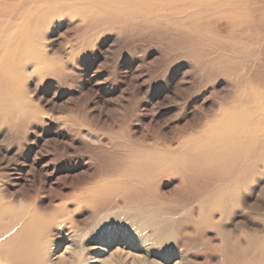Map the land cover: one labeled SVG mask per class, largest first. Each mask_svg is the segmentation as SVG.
Here are the masks:
<instances>
[{
	"label": "rangeland",
	"instance_id": "obj_1",
	"mask_svg": "<svg viewBox=\"0 0 264 264\" xmlns=\"http://www.w3.org/2000/svg\"><path fill=\"white\" fill-rule=\"evenodd\" d=\"M35 1L0 0V24ZM196 7L64 12L24 30L45 62L22 61L30 109L0 121V194L47 214L60 207L65 237L83 241L94 264L116 248L127 264H264V146L240 157L194 146L228 113L254 102L264 112V0L236 8L241 23ZM236 23L247 29L229 37ZM138 160L160 163L137 179ZM149 216L170 226L142 222ZM110 228L112 241L98 240Z\"/></svg>",
	"mask_w": 264,
	"mask_h": 264
},
{
	"label": "bare ground",
	"instance_id": "obj_2",
	"mask_svg": "<svg viewBox=\"0 0 264 264\" xmlns=\"http://www.w3.org/2000/svg\"><path fill=\"white\" fill-rule=\"evenodd\" d=\"M154 1L155 0H36L35 3H38L37 5L29 6L27 8L24 7L26 10H23L22 13L19 12L17 22L15 19H8L7 21L3 20L5 24H0V121H7L5 120L6 118L15 116L19 109H30V99L25 95L20 87L22 78L20 75V69L23 67L22 61H29L32 64H36L35 62L38 60L45 62V55L42 54V49L38 46H34L35 35L33 33H24V30L28 28L33 30L37 28L38 25L44 23L50 18H53L55 15L60 13L64 14V12L66 14L82 17L84 15L95 14L97 12H117L122 10L123 7H127L128 9L135 11L139 8H146L150 2L152 3ZM159 1L164 7V10L176 8L186 9L193 8L194 6L205 7V9H212L213 12H217L215 15V17H217L215 18L216 20H226L227 14L231 21L240 23L243 18L240 21L239 17L241 14L239 10L235 12V9L243 7L246 3V0ZM220 10H222V12ZM185 11L186 10L183 9L184 13ZM241 12L242 14L244 13V11ZM199 16H201V14L197 15L195 18L197 19ZM179 18L182 19L181 17ZM186 18H188V16ZM249 19L251 20L252 18ZM188 20V23L192 22L190 19ZM243 22L245 23V21ZM245 25L246 24L243 23L233 24V26L237 28L232 29L233 32L231 34L229 33L228 36L236 38L241 34L243 35V32L247 29ZM262 28H264L263 25ZM234 41L238 42L239 40ZM252 110H249L250 112L252 111L251 113L245 110L244 112H232L230 114H226V116L220 120V123L218 121V125H212L216 126L212 129L214 130L213 133L210 130L211 128H206L210 131V133H212L211 135L214 136V138L210 136L209 140L197 139V141L200 140L203 142L197 143L195 141L197 143L194 145L196 146L195 150L199 152L203 150H199L200 147L203 148L204 146L206 147V150L203 152L213 149L215 152V149L220 150L221 154L217 155L218 157L222 155H228L229 157L239 155L238 157H240V154L243 155V153H247L250 148L263 147L264 112L260 104L256 102H254ZM251 114L253 116H251ZM252 117H255V119L257 118V121L253 120ZM206 133L208 134V132ZM190 151H192V153H196L193 148L189 150V153ZM251 151L252 150H250V152ZM171 154H173V152ZM180 155L182 154L180 153ZM159 157L160 156H158V159ZM160 159L162 160V158ZM159 163H157L156 160H138L136 163L132 164V175L138 179V174L140 172L143 170L147 171L146 169H154L156 166H159ZM113 182L111 181L114 185L115 181ZM107 183L108 182L105 184L100 183L90 187V189H88L87 196L90 197L91 195H95L100 191H103ZM75 198L77 199V196H75ZM66 207L63 206L62 208L66 213H70V209ZM104 220L112 222L115 220V215H109ZM142 222L146 224L153 222V224L157 227L163 226V229L170 226L168 221H157L155 220V217L151 218V216L143 219ZM68 224H70L68 221V215H64L63 211L60 210V207L56 208L52 213L47 214L43 213V211L40 212L36 206L31 203H20L7 200L0 194V264H94L93 260L96 257H92V254L88 253V250L85 249L83 241L78 244L76 242H70V240L65 237L64 228ZM157 232L158 231L154 233L152 239V243L155 245L161 242ZM113 237H115L114 230L110 228L108 230V236L106 238H99L98 240L106 239L104 241H112ZM64 240L70 242L69 246L65 250L66 254L56 256V251L59 249L60 244ZM170 255L171 254L166 253L165 257L168 258ZM127 258L128 257L126 255L121 252H117L116 248V251H111L109 254L107 264H127L128 262H125ZM136 259H132L133 261H130V259V264H150L147 261L148 258L147 260H140V258H138L139 260L135 261ZM153 264L160 263L154 262Z\"/></svg>",
	"mask_w": 264,
	"mask_h": 264
}]
</instances>
